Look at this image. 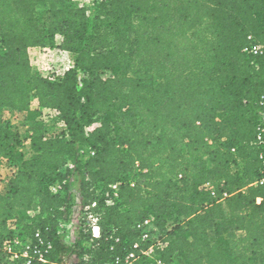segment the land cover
I'll return each instance as SVG.
<instances>
[{
    "label": "trees",
    "instance_id": "16d2710c",
    "mask_svg": "<svg viewBox=\"0 0 264 264\" xmlns=\"http://www.w3.org/2000/svg\"><path fill=\"white\" fill-rule=\"evenodd\" d=\"M94 2L89 14L74 0H0V112L27 127L0 119V167H12L0 264H23L4 243L37 230L53 242L49 264H114L146 218L143 247L166 245L134 264H264V186L253 184L264 54L244 51L249 35L264 47V0ZM55 46L74 65L51 78L29 49ZM93 202L101 237L66 239L60 220L80 206L83 225Z\"/></svg>",
    "mask_w": 264,
    "mask_h": 264
},
{
    "label": "built area",
    "instance_id": "2783aa9c",
    "mask_svg": "<svg viewBox=\"0 0 264 264\" xmlns=\"http://www.w3.org/2000/svg\"><path fill=\"white\" fill-rule=\"evenodd\" d=\"M248 39L250 40V42L244 48V51L246 53L254 56L264 54V47L261 44L255 42V39L253 38L252 35H249ZM70 62L71 65L67 69H69L74 65V59L72 54H71ZM66 70H64V72ZM260 106H261V114L256 127V143L260 148L259 158L262 164V176L253 184L264 186V96L260 98ZM49 113H51V115ZM56 113H57L56 110L46 108L43 111L41 119L49 123L51 121L52 115ZM94 153H95L94 151H90L89 154L93 155ZM4 165L9 168V175H10L12 167H10V165L7 164L6 161L3 162L2 166ZM204 187L206 189H211V185L209 183H206ZM112 188L114 190V195L117 196L118 184H113ZM52 190L54 192H63L60 184L58 183H56L52 187ZM211 193L214 196L216 195L215 191H213L212 189H211ZM226 196H228V193L225 192L223 194V198ZM262 201H264V197L260 196L257 198L258 203H261ZM95 206H96V202H93L92 204L85 205L82 207L83 217L85 222L82 225L81 229L87 236H89L90 241H93L94 239H98L102 235V229L100 225V215L98 212L94 211ZM71 223L72 221L60 220L58 226L59 232H63L64 230L68 231L69 227L71 226ZM136 227L141 232L140 239L131 244L129 251L126 252L125 255L123 256L118 255L115 258L114 264H134L136 260L140 257V255L152 256V252L155 246L164 247L166 245L165 242L161 240H156L149 247L147 248L143 247L144 243L150 240L152 236L151 232L153 229V225H152V220L150 218H146L145 220L138 222L136 224ZM52 249H53L52 240H50L49 237H47L42 230H37L33 236H26L24 238L20 236H16L12 239L7 240L4 243V250L7 251L8 254H10L15 259L22 258L23 264H49L50 261L48 258V254L52 251ZM84 258L87 259L88 255L85 254ZM156 262L157 264H173V263L164 262L160 259H157ZM64 264H68V263H64Z\"/></svg>",
    "mask_w": 264,
    "mask_h": 264
},
{
    "label": "rangeland",
    "instance_id": "374dc122",
    "mask_svg": "<svg viewBox=\"0 0 264 264\" xmlns=\"http://www.w3.org/2000/svg\"><path fill=\"white\" fill-rule=\"evenodd\" d=\"M95 0H74L79 5L86 6L88 8L89 14L95 11ZM43 9V8H42ZM61 40V36H58L57 41ZM2 51L0 47V52ZM29 54L31 58V63L35 70L44 75L50 76L51 78H57L61 75L64 70H66L70 65L71 54L57 46L55 47H32L29 49ZM46 112V111H45ZM51 115V113H49ZM49 115V116H50ZM0 119L7 120L12 123L13 126H19L22 134L24 135L26 126L22 125L23 115L11 109H4L0 112ZM9 175V168L7 166H2L0 169V190L3 189V182L5 181V176ZM78 185L75 182L74 192H77ZM81 208L80 206L75 207L74 219L66 233V239L73 241L79 235V230L81 228L80 224ZM75 260V259H73Z\"/></svg>",
    "mask_w": 264,
    "mask_h": 264
},
{
    "label": "crops",
    "instance_id": "0c3cea01",
    "mask_svg": "<svg viewBox=\"0 0 264 264\" xmlns=\"http://www.w3.org/2000/svg\"><path fill=\"white\" fill-rule=\"evenodd\" d=\"M1 168H2V166L0 167V169H1ZM7 179H8V176H7V177L5 176V181L3 182L4 185L6 184ZM3 187H4V186H3Z\"/></svg>",
    "mask_w": 264,
    "mask_h": 264
}]
</instances>
